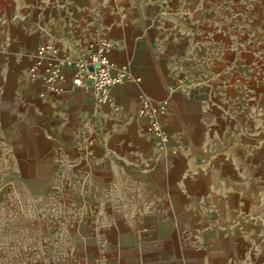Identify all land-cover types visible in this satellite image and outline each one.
I'll list each match as a JSON object with an SVG mask.
<instances>
[{"label": "crops", "instance_id": "1", "mask_svg": "<svg viewBox=\"0 0 264 264\" xmlns=\"http://www.w3.org/2000/svg\"><path fill=\"white\" fill-rule=\"evenodd\" d=\"M99 37L141 79L112 88L120 113L71 81L39 97L33 52L49 41L78 56ZM256 60L250 45L182 15L177 0H0V178L24 180L38 199L65 192L89 235L99 228L133 249L118 264H140L143 241L153 244L147 264H264ZM140 96L169 103L164 147L139 115Z\"/></svg>", "mask_w": 264, "mask_h": 264}, {"label": "rangeland", "instance_id": "2", "mask_svg": "<svg viewBox=\"0 0 264 264\" xmlns=\"http://www.w3.org/2000/svg\"><path fill=\"white\" fill-rule=\"evenodd\" d=\"M177 2L182 15L199 24L212 22L233 42L250 45L252 58L263 60L252 63V78L264 76V0ZM24 185L21 179L0 178L1 264H118L124 254L130 256L133 252L126 248L124 253L119 245L105 242L98 235L99 228L94 229L95 235H89L81 219V205L68 201L65 192L55 194L47 189L38 199L26 192ZM148 231L147 227L141 228L142 233ZM152 245L147 241L140 244L147 256L140 259V264L154 258L150 253Z\"/></svg>", "mask_w": 264, "mask_h": 264}, {"label": "built area", "instance_id": "3", "mask_svg": "<svg viewBox=\"0 0 264 264\" xmlns=\"http://www.w3.org/2000/svg\"><path fill=\"white\" fill-rule=\"evenodd\" d=\"M112 47L111 40L99 37L91 41L84 52L75 56L69 51H60L48 41L32 54L35 62L28 69L29 81L43 84L39 97L48 92L61 94L71 81L77 88L90 90L99 104L107 105L119 114L120 108L111 94L112 88L130 81L140 82L141 79L130 72L127 64H118L111 59ZM139 101V115L148 120L147 131L155 136L160 147L166 146L170 134L161 117L168 112V101L153 103L146 96H140Z\"/></svg>", "mask_w": 264, "mask_h": 264}]
</instances>
